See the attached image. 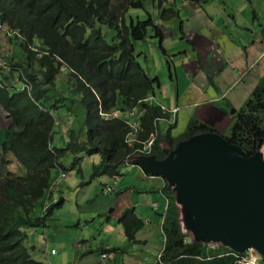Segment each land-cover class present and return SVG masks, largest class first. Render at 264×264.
<instances>
[{"label":"trees","instance_id":"1","mask_svg":"<svg viewBox=\"0 0 264 264\" xmlns=\"http://www.w3.org/2000/svg\"><path fill=\"white\" fill-rule=\"evenodd\" d=\"M147 1L0 0V24L14 34L9 45L25 55L19 59L0 55V109L8 119L7 138L0 145V264H40L32 255L30 233L47 228L62 204L53 202L59 181L66 178L63 159L68 155L78 172L84 157L94 159L91 180H113L106 186L112 194L113 185L127 177L128 169L137 168L132 159L152 137L151 155L164 159V150L182 140L201 133L221 134L194 118L182 135H173L174 116L155 99L160 80L149 75L141 64L144 54L135 47L151 32L166 53L164 33L152 15L133 18L146 10ZM151 1L167 11L164 0ZM178 1L201 5L211 0H172ZM261 34L264 41V28ZM167 62L173 75L172 61ZM63 74L67 78L56 87ZM7 76L20 81L10 87ZM76 104L85 115L75 125L66 123L72 127L63 131L64 118L58 122L56 114L66 113L68 119ZM58 126L65 136L63 147L55 146ZM227 139L247 157L263 146L264 77L237 112ZM162 192L168 198L162 214L165 243L156 264H236L234 256L226 255L232 251L222 245L212 249L190 242L175 192L167 184ZM118 223L131 244L139 242L136 235L145 222L135 208L126 209ZM115 250L100 248L98 253L107 260Z\"/></svg>","mask_w":264,"mask_h":264},{"label":"crops","instance_id":"2","mask_svg":"<svg viewBox=\"0 0 264 264\" xmlns=\"http://www.w3.org/2000/svg\"><path fill=\"white\" fill-rule=\"evenodd\" d=\"M237 26H239L237 27V29L239 28L237 30L239 40L233 36L229 29H226L227 27L216 25L213 19L205 16L202 25L198 24V28L193 30L195 33H191L188 37L193 44L191 47H194V53L197 55V51L199 52L198 59L188 55L176 65L171 60L176 55L169 57V54H166L164 56L167 66L168 58L172 61L175 74L171 75L169 72L168 77H163L164 80L170 82L172 92L169 96L163 97L161 95L160 102H158L169 112L177 111L173 118L174 123H176V129L173 131L175 137L182 135L194 118L229 137L237 114H231V110L240 111L252 96L256 88L255 84L259 83L258 78H263L264 70L259 73L256 72L263 55L261 50L258 51L256 42L263 40L261 31L264 24H259L260 33H254L252 38L248 39L242 34V30L246 27ZM185 29L184 26L183 33H186ZM188 29L190 28H187L186 31ZM3 31L0 29V55L14 57L11 50L14 45H9L10 41L7 42L5 34L2 33ZM198 33H203L207 36V39L204 40L202 35ZM186 36L182 40H186ZM0 60L2 62V59ZM7 71H9V68H7ZM156 97L155 99L158 100ZM179 127L181 133L176 134L175 132ZM128 171L127 177L120 178L113 185L114 192L112 194L107 192L106 186L110 184L112 186L114 181L110 179L102 184L101 179H99L102 184L100 196L112 195L116 197L115 200L107 199L106 204L99 208H95L93 203L90 204L91 201L98 199V196L83 195V188L85 186L89 187L88 183L81 184L79 182L70 185L69 182L59 181V186L61 184L62 186L58 191H64L57 194L56 197H59L56 202L61 198H63V201L47 225L55 229L62 227L60 232L68 231L67 229L71 228L77 234H74L71 240H56V236H48V227L34 230L30 233L29 238L33 257L40 264H142L138 260L133 262L131 259H122L124 253H126L125 248L134 247L137 244L132 245L129 243L118 220L126 209L133 207L142 219L148 217L149 225L158 221L157 223L161 226L162 214L166 211L168 199L162 192L165 183L164 181L160 182V178H151L138 167L129 168ZM65 174L67 177V173ZM55 176L58 177L59 175ZM132 185L139 191L129 189ZM138 185H141V187H138ZM73 186L74 189L78 190V195L69 199L66 194L68 191L74 190ZM63 193L64 196H61ZM117 193L120 194L117 195ZM138 199H143L147 203L146 212L140 210ZM88 205L91 206V209ZM109 208H112V210L108 214ZM88 215L94 222L92 225H89ZM95 216L100 218L99 223L103 225V231L100 235L101 242L98 243V247L95 246L94 241L96 239L90 241L82 227L83 220H86L85 229H92L97 223ZM79 229L80 231H78ZM106 235L109 236H107L108 240L102 237ZM138 236L139 234L137 238ZM113 238H115V244H113ZM139 241L143 240L139 239ZM40 244L44 245L43 249H40ZM100 248H113L117 251L115 250L112 255L108 254L107 260H103L101 254L98 253ZM52 250H55L56 253L51 254ZM149 264L155 263L149 262Z\"/></svg>","mask_w":264,"mask_h":264},{"label":"water","instance_id":"3","mask_svg":"<svg viewBox=\"0 0 264 264\" xmlns=\"http://www.w3.org/2000/svg\"><path fill=\"white\" fill-rule=\"evenodd\" d=\"M164 154L137 155L132 164L173 189L193 240L264 258V144L247 157L221 134L208 132Z\"/></svg>","mask_w":264,"mask_h":264},{"label":"rangeland","instance_id":"4","mask_svg":"<svg viewBox=\"0 0 264 264\" xmlns=\"http://www.w3.org/2000/svg\"><path fill=\"white\" fill-rule=\"evenodd\" d=\"M157 3V2H156ZM164 10L167 11H161L153 4L151 0H148L146 2V10L140 11L134 20L141 19L145 20L148 17V13H150L156 22L157 26L160 27L164 33V41H163V47L165 49L164 53L159 44V40L153 37L154 33L149 32L148 38L145 42H136L135 47L136 51L138 53H143V60L142 65L144 68L148 71V73L155 77H158L160 80V90L157 91V102H160L161 95L163 97L169 96L172 92L170 82L168 80H164L163 77L169 76V70L168 66L166 64V60L164 56L166 54H169L168 56L176 55L175 57H172V61L174 64H179L185 57H188V55L192 58L198 59L197 56L199 52L197 51V55L194 53V47L191 40L188 38L191 33H193L195 29L198 28V24L202 25V23L205 21V16H209L211 19L214 20L216 25H221L222 27H227L226 29H229V31L232 32L233 36H235L236 39H240L238 36L237 25L245 26L242 30L243 36L248 39L252 38V35L254 33H260L261 29L259 27L260 23L264 24V0H251L249 2L248 0H211L207 3L201 4V5H191L186 2L178 1L177 3H173L172 0H164ZM173 9L174 13H170L168 10ZM195 20V21H194ZM261 21V22H260ZM184 26L188 29V31L184 32ZM5 29V27H3ZM3 30V29H2ZM5 34L7 42L10 41V38L14 37V34L11 32L8 35V32H2ZM195 33V32H194ZM209 33V32H208ZM202 35V38L204 40L207 39V36L203 33H198ZM182 35V36H181ZM187 35V36H186ZM187 37L186 40H182L183 37ZM5 39V40H6ZM263 40H259V42H256V47L258 51L261 50L262 55V61H260L258 67L256 68V72H261L264 70V42ZM13 51V56L16 58L25 57L24 53L20 51L18 48H11ZM198 50V49H197ZM146 59V61L144 60ZM175 74V72L173 73ZM16 75V74H15ZM17 76V75H16ZM264 77V76H263ZM17 78V77H16ZM15 77H9L5 79V82L8 86L14 87L15 84H17L20 79H16ZM67 78V74H63L58 76V81L56 83V87H58L61 83V81H64ZM259 81L261 78H258ZM256 86L258 84H255ZM22 87V84H19V88ZM63 110V109H62ZM61 110V111H62ZM75 114H71V116L67 119L66 113L59 112L56 114V118L59 119L58 122L65 121L63 131H66L69 129V126L66 125V123H73L76 120L81 121L83 116L85 115L84 109L81 105L76 104L73 108ZM54 113H56L54 111ZM139 116V114H137ZM7 114L0 109V145L6 140L7 133L6 129L8 126V119ZM71 119V120H70ZM73 125H75L73 123ZM61 128V126H60ZM59 126L56 129L55 133V146L63 147L65 145V136L62 133V128L60 129ZM176 134L181 133L180 127L176 130ZM67 139V138H66ZM92 158V157H91ZM93 164L94 159H90L87 157H84L81 162V172L79 173L77 169L73 170V157L71 155H68L63 159V165L66 167L67 171V177L65 179H61L60 182H69L70 185L76 184V183H88L89 187L85 186L83 188V195L88 196H95L99 197L96 200H93L90 202V204L93 203L95 208H99L102 205H105L107 202V199H113L115 200L116 197L112 195H105L104 197H101V185L105 184L110 179L107 177H101V181L99 179L92 181L91 175L93 173ZM15 171V169H12ZM129 170V169H128ZM53 175H57V171L53 172ZM125 179V178H124ZM160 182H162V179H159ZM127 183V182H125ZM62 184L58 187L60 188ZM138 187H141V185H138ZM74 189V186L72 187ZM64 190H59V192H63ZM78 190L74 189L67 192V197L75 198L78 195ZM57 196V195H56ZM64 196V193L61 195ZM59 197V196H58ZM57 197V198H58ZM138 197V196H135ZM138 202L140 204V210L147 211L146 202L143 199H138ZM152 202V201H151ZM149 205V204H148ZM89 209H91V206L88 205ZM58 210V209H57ZM56 210V211H57ZM112 208H109L108 214ZM107 214V215H108ZM140 214H142L140 212ZM140 217V216H139ZM89 218V215L87 216ZM141 218V217H140ZM95 219L97 223L92 229L86 230L85 227L87 225L86 220H83V229L86 237L89 238L90 241L95 242V246L98 247V243L101 242V233L103 231V225L99 223L100 218L95 216ZM142 219V218H141ZM88 220V219H87ZM145 224L139 234L138 238L136 235L137 240H143L139 241L138 243L132 244L135 245L134 247H128L125 248L123 258L131 259L133 262L134 260H138L142 264H149V262L157 263L158 256L163 250L165 239L162 232V224L161 226L155 222V224L149 225V219L146 217L143 219ZM159 220V218H158ZM163 222V221H162ZM94 222L92 218H89V225H92ZM62 227H59L57 229L55 228H47L48 236H56V240H71L72 236L74 234H77V232L74 229H67L68 231L60 232V229ZM66 230V229H65ZM80 231V229L78 230ZM185 233L189 236L188 240L193 241V234L191 231L184 230ZM102 236L105 237V240H108L109 236ZM38 238V237H37ZM86 238V239H87ZM115 241V238H113V244ZM130 243V242H129ZM128 243V244H129ZM131 244V243H130ZM102 247V246H100ZM44 245L40 244V249H43ZM253 253L249 252L250 257H252Z\"/></svg>","mask_w":264,"mask_h":264},{"label":"built area","instance_id":"5","mask_svg":"<svg viewBox=\"0 0 264 264\" xmlns=\"http://www.w3.org/2000/svg\"><path fill=\"white\" fill-rule=\"evenodd\" d=\"M153 141H154V137H152V139L147 144H145V146L141 149L140 155L149 156L151 154V151H152L151 146L153 144ZM213 248H217V246L215 245ZM252 255H253L252 257H250V255H249V256H246L244 258L239 257L237 255H235V256L238 259H241L239 261V264H260V259L256 255H254V254H252ZM103 257L105 258L106 256L103 255Z\"/></svg>","mask_w":264,"mask_h":264},{"label":"clouds","instance_id":"6","mask_svg":"<svg viewBox=\"0 0 264 264\" xmlns=\"http://www.w3.org/2000/svg\"><path fill=\"white\" fill-rule=\"evenodd\" d=\"M0 29L2 30H4V31H6V32H8L7 31V29H4L3 28V26L0 24ZM10 34V32H8V35ZM164 109V108H163ZM233 110V109H232ZM231 110V111H232ZM167 112H169V111H167ZM171 114H173V116L175 117V114L177 113V111H174L173 110V112H170ZM237 113V112H236ZM170 114V115H171ZM173 116H172V118H173ZM174 119L172 120V122H171V124H174ZM222 135V134H221ZM223 137H225V138H227L226 136H224V135H222ZM176 147V146H175ZM140 155V154H139ZM146 156V155H145ZM149 156H151V154L149 155ZM133 165V164H132ZM146 173V172H145ZM151 178H156V177H153V176H151V175H149ZM161 179V178H160ZM164 181V180H163ZM164 183H165V186H166V182L164 181ZM168 185V184H167ZM164 186V187H165ZM52 198V196H50L48 199H51ZM167 198V197H166ZM168 199V198H167ZM56 200H57V198L56 199H54V202L53 203H57L58 204V202H56ZM167 203H168V201H167ZM47 208V207H46ZM191 242V241H190ZM207 245H209V246H211L212 247V249H218V246L220 245V244H207ZM217 246V248H213L214 246ZM231 251V250H230ZM56 253V251L55 250H52L51 251V254H55ZM254 255H256L259 259H260V264H263L262 263V259H263V257H260V256H258L256 253H254V252H252ZM246 255H245V257L246 256H249V253H245ZM226 255H232V256H234L236 259H237V262H236V264H239V261L241 260V259H238L235 255H237V256H239V257H242L241 255H243V254H238V253H236V252H234V251H232L231 253H228V254H226ZM242 258H244V257H242Z\"/></svg>","mask_w":264,"mask_h":264}]
</instances>
